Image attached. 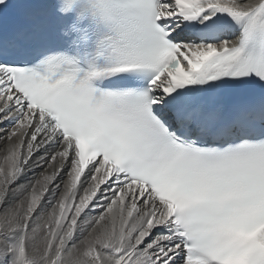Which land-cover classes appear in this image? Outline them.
Listing matches in <instances>:
<instances>
[{"label": "snow or ice", "instance_id": "snow-or-ice-1", "mask_svg": "<svg viewBox=\"0 0 264 264\" xmlns=\"http://www.w3.org/2000/svg\"><path fill=\"white\" fill-rule=\"evenodd\" d=\"M0 264H264V0H0Z\"/></svg>", "mask_w": 264, "mask_h": 264}]
</instances>
